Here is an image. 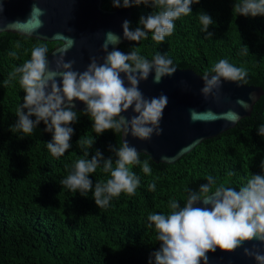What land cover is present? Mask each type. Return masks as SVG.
<instances>
[{"label":"trees","instance_id":"16d2710c","mask_svg":"<svg viewBox=\"0 0 264 264\" xmlns=\"http://www.w3.org/2000/svg\"><path fill=\"white\" fill-rule=\"evenodd\" d=\"M241 2L200 0L191 6L193 13L174 21V32L162 43L148 32L139 42L120 44L118 50L128 53L138 48L150 61L159 52L170 58L173 66L200 75L226 59L246 69L247 85L264 89V16H238L233 6ZM103 7L117 9L112 0H103ZM128 8L132 12L131 30L139 26L142 15L158 10L144 4ZM200 11L214 20L208 29L213 33L211 37L202 31L197 15ZM59 44L0 32V264H150V260L155 264L152 253L160 245L154 225L148 227L150 213L168 214L172 200L183 207L189 190L197 191L209 175L217 185L239 190L252 174H264V136L258 133V127L264 124L263 94L251 115L203 140L172 164L157 163L139 153L141 165L147 160L151 174L144 173L141 165L130 166L140 185L134 194L121 193L107 207L99 208L91 192L83 196L62 188L59 182L72 171L74 162L90 159L97 149L105 158L111 157L115 167L118 157L110 149L123 141L122 134L113 130L97 135L84 109H75L79 119L70 125L75 130L72 147L61 156H54L47 148L53 133L46 131L43 121L31 134L9 130L18 119L16 110L25 95L19 77L9 79V74L31 58L33 47L46 45L49 54ZM5 80H9L7 85ZM81 136L95 137V144L87 149L88 157L76 144ZM89 178L93 185L110 178V173L103 170V161ZM152 182L155 191L148 190Z\"/></svg>","mask_w":264,"mask_h":264},{"label":"clouds","instance_id":"9594fccd","mask_svg":"<svg viewBox=\"0 0 264 264\" xmlns=\"http://www.w3.org/2000/svg\"><path fill=\"white\" fill-rule=\"evenodd\" d=\"M199 2L200 0H112L113 6L117 8L144 4L158 9L146 16L142 15L135 30L130 28L131 21L125 20L122 25L126 39L139 42L151 32L152 39L158 43L172 35L174 21L193 13L191 6ZM33 10L44 14L35 5ZM233 12L238 16H264V0L234 3ZM197 15L203 26L202 31L209 37L213 36L208 31L209 26L214 23L213 18L204 11ZM107 35L109 41L118 40L112 32ZM102 48L106 53L103 63L92 57L87 69L79 72L73 70L75 61L65 62L64 56L57 60V68L62 70L50 71L47 46L33 47L31 58L9 74V79L19 77V84L25 92L23 103L16 110L18 119L10 125L9 130L13 133L20 130L24 134H31L43 121L46 131L53 133V139L47 142V148L54 156H61L72 147L70 141L75 130L70 125L79 119L73 102L79 100L87 105L83 112L93 121L92 128L97 135L106 130L122 132L123 136L131 134L141 140H150L153 134L161 135L163 129L160 122L169 98L164 93L159 97L146 98L139 84L146 81L152 73L154 83H160L165 76L173 75L176 71L173 61L159 52L150 61L135 47L128 53L118 49L109 51L108 42ZM244 51H249L247 45ZM10 55L14 56L15 53ZM57 75L62 78V86L56 79ZM246 77L245 68L220 59L210 71L202 75L204 87L201 92L207 98L216 95L214 90L221 87L222 80L237 82L240 86L247 83ZM4 83L7 85L9 80ZM238 103L243 104V101ZM130 108L135 115L129 119L122 113ZM32 116L36 119H31ZM258 133L264 136V124L258 127ZM95 142V137L86 139L81 136L76 144L85 149L84 156L88 157L90 152L87 149H91ZM110 150L118 157L115 167L112 158H105L97 149L90 159L81 158L74 162L72 171L59 182L62 188L79 192L83 196L91 192L99 208L109 206L110 201L121 193L134 194L140 185V179L130 166L141 165L138 150L125 139L120 146H111ZM101 161L103 170L110 173V178L96 181L93 185L89 176L96 171ZM141 167L144 173L151 174L147 160L143 161ZM261 167L264 168V161ZM206 180L197 191L189 190L183 207L172 200L169 202L171 211L168 214L150 213L147 216L148 227L154 225L160 245L152 253L155 264H208L207 254L215 252L217 248L233 252L248 241L258 240L264 243V174H252L239 190L224 184L217 185L211 175ZM155 189V182L148 185L149 191ZM200 203L204 206H195ZM256 247L253 245L252 249L244 248V254L253 257L257 264H264V254L256 250Z\"/></svg>","mask_w":264,"mask_h":264},{"label":"water","instance_id":"95a60500","mask_svg":"<svg viewBox=\"0 0 264 264\" xmlns=\"http://www.w3.org/2000/svg\"><path fill=\"white\" fill-rule=\"evenodd\" d=\"M34 5L44 14L33 10ZM131 13V9L125 7L106 9L103 0H0V32L60 42L48 54L49 70L61 71L57 68V60L64 56L65 62L75 61L73 70L83 72L92 57L103 63L104 43H109L111 51L130 41L124 37L122 25L125 20L129 21ZM109 32L118 40L109 41ZM175 68V73L165 76L160 83L153 82L152 73L139 84L146 98L159 97L161 93L169 98L160 122L162 134L141 140L131 134L123 136L121 132L122 141L127 140L139 153L150 156L157 163L172 164L203 140L234 127L242 118L251 115L254 104L264 94L261 86H238L237 82L222 80L221 87L214 90L216 95L206 98L201 92L204 87L202 75L189 68ZM56 79L62 86V78L57 75ZM73 103L78 110L87 107L79 100ZM122 115L130 119L135 113L130 108ZM253 245L264 254V243L252 240L233 252L219 248L209 252L208 264H257L253 257L244 254V248L252 249Z\"/></svg>","mask_w":264,"mask_h":264}]
</instances>
